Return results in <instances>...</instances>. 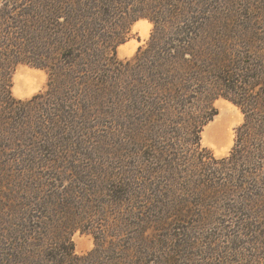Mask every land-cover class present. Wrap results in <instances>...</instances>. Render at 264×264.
I'll use <instances>...</instances> for the list:
<instances>
[{"label": "trees", "instance_id": "16d2710c", "mask_svg": "<svg viewBox=\"0 0 264 264\" xmlns=\"http://www.w3.org/2000/svg\"><path fill=\"white\" fill-rule=\"evenodd\" d=\"M235 2L234 13L222 16L224 28L216 30L215 22L206 26L210 19L187 27L174 0L171 11V1L165 0L154 1L149 11L135 0H0V209L8 208L0 211L2 264L33 263L42 246V161L52 165L58 160V168L65 164L60 155V160L42 158V137L53 147V139L72 140L75 131L82 145L83 134L93 129L90 111L107 95L120 96L119 109L115 101L106 113L122 130L128 158L116 173L111 196H121L140 221L174 225L203 218L204 203L182 206L172 189L158 185L182 173L195 183V167L182 163L174 146L185 136L198 152L199 132L217 112L213 108L206 116L194 115L189 104L194 96L203 98L207 109L217 97L240 108L244 122L230 155L220 160H231L229 172H222L230 174L231 183L226 177L223 182L233 186L231 174L239 173L243 181L260 179L264 188V0ZM144 17L153 21L154 30L148 45L138 50L139 75L125 87L127 75L110 53L126 39L131 21ZM122 33L126 35L118 38ZM113 38L116 42L110 43ZM23 62L48 71L42 96L56 94L49 102L54 115L33 125L17 107L25 103L10 93L13 67ZM124 96L130 98L127 105ZM49 130L52 137L47 138ZM63 133L71 134L58 136ZM243 134L249 135L251 147L238 149ZM146 143H154L148 157H131L127 151L130 144L146 149ZM222 179L215 180L214 189Z\"/></svg>", "mask_w": 264, "mask_h": 264}, {"label": "rangeland", "instance_id": "374dc122", "mask_svg": "<svg viewBox=\"0 0 264 264\" xmlns=\"http://www.w3.org/2000/svg\"><path fill=\"white\" fill-rule=\"evenodd\" d=\"M135 1L136 5L149 7V11L157 0ZM169 1L172 4L167 9L171 11L173 0H165ZM174 1L181 6L179 15L187 27L210 19L206 26L212 27L210 22H215L216 30L224 28L226 23L222 16L234 13L237 6V0ZM232 23L230 20L229 24ZM117 29L121 31L119 27ZM153 30L152 20L138 18L131 21L127 35L118 36L126 35V39L116 44L114 54L110 55L114 65L127 75L123 86L133 84L132 80L139 75L138 50L148 45ZM115 42V38L110 40V43ZM47 72L24 62L14 65L12 70L10 93L14 99L25 103L17 107L27 113L31 125L40 122V117L48 119L55 113L49 102L56 99V94L42 96L47 88ZM104 74L107 73L104 71ZM135 97L138 98L136 92ZM194 97L189 102L194 115L206 116L213 108L217 112L199 132L198 152L191 150L190 139L187 141L185 136L179 137L174 146L182 153L181 162L187 167H195V183H188V177L182 173L173 175L171 180H162L158 185H162V189H172L182 206L204 203L203 218L195 219L191 224L174 222V225L165 220L140 221L129 213L121 196H111L116 173L128 158L122 149V130L119 132L113 126V118L106 113L111 112V103L115 101L118 102L116 109H119L121 99L118 95H107L90 111L93 129L86 136L83 134L82 145L77 142L80 133L75 131L71 132L72 140L53 139V147H48L46 137H42V158L54 161L60 155L65 164L58 168V160L52 165L42 161V246L32 258L33 263L29 264H264L263 184L260 186V179L255 184L243 181L241 174L233 173L235 183L229 186L223 180L226 177L230 182L227 173L231 160L220 162L230 155L244 115L237 105L223 97L213 99L208 109L203 98ZM129 99L124 96L123 104L127 105ZM123 108L122 117L126 116ZM50 130L47 138L52 137ZM146 144L148 147L141 150L130 144L127 151L131 157L136 154L139 159L148 157L154 143ZM248 145L250 137L243 134L238 149L250 148ZM235 162L237 166L239 163ZM221 177V184L214 189L215 180ZM8 181L15 183L9 175ZM197 208L203 209L202 206ZM0 211L6 212L8 208ZM0 240L5 241L1 234ZM4 253V248L0 249V264Z\"/></svg>", "mask_w": 264, "mask_h": 264}]
</instances>
